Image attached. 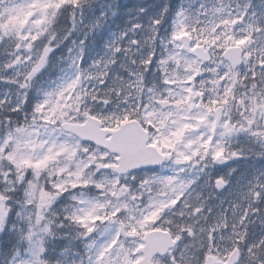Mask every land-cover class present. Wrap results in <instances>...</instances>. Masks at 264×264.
I'll use <instances>...</instances> for the list:
<instances>
[{"label": "snow or ice", "instance_id": "1", "mask_svg": "<svg viewBox=\"0 0 264 264\" xmlns=\"http://www.w3.org/2000/svg\"><path fill=\"white\" fill-rule=\"evenodd\" d=\"M0 264H264V0H0Z\"/></svg>", "mask_w": 264, "mask_h": 264}]
</instances>
